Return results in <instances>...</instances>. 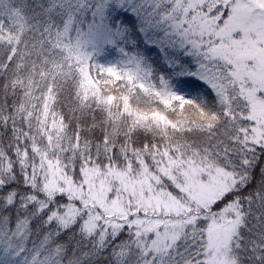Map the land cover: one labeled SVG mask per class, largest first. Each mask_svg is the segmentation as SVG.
I'll list each match as a JSON object with an SVG mask.
<instances>
[{
	"label": "snow or ice",
	"instance_id": "1",
	"mask_svg": "<svg viewBox=\"0 0 264 264\" xmlns=\"http://www.w3.org/2000/svg\"><path fill=\"white\" fill-rule=\"evenodd\" d=\"M0 264H264V0H0Z\"/></svg>",
	"mask_w": 264,
	"mask_h": 264
}]
</instances>
